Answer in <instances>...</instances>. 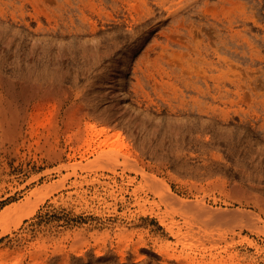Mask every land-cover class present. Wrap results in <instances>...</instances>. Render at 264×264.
<instances>
[{
    "label": "rangeland",
    "instance_id": "rangeland-1",
    "mask_svg": "<svg viewBox=\"0 0 264 264\" xmlns=\"http://www.w3.org/2000/svg\"><path fill=\"white\" fill-rule=\"evenodd\" d=\"M35 192L0 264H264V0H0V212Z\"/></svg>",
    "mask_w": 264,
    "mask_h": 264
},
{
    "label": "bare ground",
    "instance_id": "bare-ground-1",
    "mask_svg": "<svg viewBox=\"0 0 264 264\" xmlns=\"http://www.w3.org/2000/svg\"><path fill=\"white\" fill-rule=\"evenodd\" d=\"M34 85V84H33ZM36 85V84H35ZM39 87V86H38ZM38 87H36L35 86V88L38 90ZM41 87V86H40ZM32 88H34L33 86H32ZM34 88V89H35ZM47 88V87H46ZM49 88V87H48ZM46 89L47 91L49 90V89ZM41 89V88H40ZM27 90H29V89H27ZM45 90V92H47ZM36 91V90H35ZM37 92V91H36ZM37 93H35V95H36ZM45 187H47V186H45ZM165 187L166 188H164L166 191V194L167 195H169V199L170 200H172L173 201V203H177L176 205L178 206L179 205V207H182V208H186V207H200V208H203V210H206V211H208V212H210V213H212V215H214V216H222V217H226L225 215H230L232 212L234 213L235 211H221V210H216V209H210V208H208V206L207 205H204L205 203H204V201H202V200H198V202L196 201V200H192V201H194V202H192V201H190V200H184V199H182L181 197V199H178L179 198V196H177L176 197V195L174 196L172 193H171V189H170V187L168 186V185H165ZM40 191H42L43 192V190L42 189H40ZM40 191H37V192H39V193H41ZM46 191H48V190H46ZM37 192H35V193H33V194H35V196H36V198L37 197H40V198H37V200L35 199V201H33L32 200V198L31 197H26L27 199L25 200V201H23V202H19L18 204H12V206H9V207H7L6 206V208L5 209H3V211L2 212H0V223L2 222V223H5V219H7L8 221L10 220V218L11 217H14V220H15V211H16V213L18 212V211H20L21 209V211L19 212V213H21V214H18V215H16V216H18V218H19V216L20 215H22V213L23 214H25L24 216L22 215L21 217H20V219L19 220H17V222H18V225H20L19 223H21L22 222V219H23V217H25L26 215L27 216H30V214H32L33 212H35V210L37 209V207L39 206V204H40V202L42 201V199H44L45 200V198H43L42 196H46L47 197V195H40L39 196V194H37ZM50 193H51V190L49 191ZM43 193H45V192H43ZM43 193H41V194H43ZM50 193H48V192H46V194H48V196H49V194ZM38 195V196H37ZM30 196V195H29ZM43 200V201H44ZM169 200V201H170ZM195 201H196V203H195ZM181 205V206H180ZM24 209H25V211H24ZM18 210V211H17ZM12 212H14V215H13V213ZM25 212V213H24ZM237 213V212H236ZM9 216V217H8ZM17 218V217H16ZM17 218V219H18ZM4 221V222H3ZM162 221L164 222L165 221V218H163L162 219ZM13 223V222H12ZM5 224H11V223H8L7 221H6V223ZM15 226H17V223L14 221V223H13ZM9 225H7V226H5V228H4V226L2 227V225H1V227L2 228H4V232L5 231H7V230H9L10 229V227L12 226H9ZM263 228V227H262ZM261 228V229H262ZM264 229V228H263ZM10 231V230H9ZM262 231H264V230H262ZM6 233V232H5ZM0 234H2L1 232H0ZM139 247V246H138ZM100 250V249H99ZM98 250V251H99ZM102 251V250H101ZM101 251H99V252H101Z\"/></svg>",
    "mask_w": 264,
    "mask_h": 264
}]
</instances>
